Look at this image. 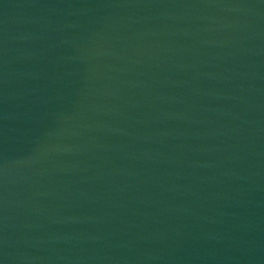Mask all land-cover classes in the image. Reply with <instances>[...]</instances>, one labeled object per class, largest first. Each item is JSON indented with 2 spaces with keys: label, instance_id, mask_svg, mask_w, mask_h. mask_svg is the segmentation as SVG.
<instances>
[{
  "label": "water",
  "instance_id": "95a60500",
  "mask_svg": "<svg viewBox=\"0 0 264 264\" xmlns=\"http://www.w3.org/2000/svg\"><path fill=\"white\" fill-rule=\"evenodd\" d=\"M0 264H264V0H0Z\"/></svg>",
  "mask_w": 264,
  "mask_h": 264
}]
</instances>
